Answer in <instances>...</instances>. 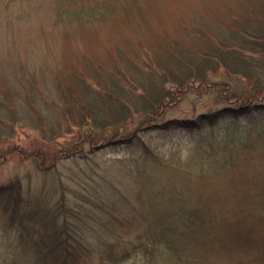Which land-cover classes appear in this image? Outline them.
Here are the masks:
<instances>
[{"label":"trees","instance_id":"1","mask_svg":"<svg viewBox=\"0 0 264 264\" xmlns=\"http://www.w3.org/2000/svg\"><path fill=\"white\" fill-rule=\"evenodd\" d=\"M139 1L3 4L11 23L34 11L58 39L122 7L143 16ZM233 3L224 16L197 13L145 50L127 43L67 73L48 55L28 65L11 59V68L0 59V139L37 133L44 160L46 143L73 136L40 165L41 183L31 174L28 184L16 176L0 185V264H122L138 251L156 255L155 264H264V121L249 114L264 112V0ZM2 33L12 32H1L0 49L18 42ZM219 70L246 82H216L225 106L166 117ZM177 127L190 139L165 152L143 137ZM103 151L111 155L99 158Z\"/></svg>","mask_w":264,"mask_h":264},{"label":"rangeland","instance_id":"2","mask_svg":"<svg viewBox=\"0 0 264 264\" xmlns=\"http://www.w3.org/2000/svg\"><path fill=\"white\" fill-rule=\"evenodd\" d=\"M16 1L0 0V35L1 32L10 31L12 32L10 36L18 41L13 42L12 45L6 42L4 47L0 49V53L3 52L0 59L2 58L5 61L3 63L6 67L11 68L16 66L8 65V61L11 59L14 62L23 60L22 62L28 65L30 62L39 63L48 55L51 58L52 67L56 70L62 69L63 73H67L72 65L76 66L78 64L79 66L82 57H88L94 61H105L110 56L115 55L117 46L123 49L128 47L127 43L133 45L139 51L145 50L143 48L150 47L152 39L158 34L173 35L176 34L179 25L182 26L185 22H195L196 20L193 18L196 17L197 13L204 16L209 14L211 16L218 14L224 16L227 11L223 4L233 3V0H225L224 2L223 0H138L143 16L137 13L133 7L132 11L127 12L122 7L104 22H86L85 25L77 24L76 27L71 25L70 30H66V32H64L65 28L61 27L64 32L61 35L62 38L56 39V33L48 32V30H51L50 24L47 22L41 23L42 20L34 11L24 18H17L13 15L14 19L17 18L16 23L8 21L5 5L7 3L8 5L17 4ZM3 2L6 4L4 5ZM3 11L2 15L1 12ZM2 35L8 36L4 33ZM47 43L50 46L45 47ZM23 65L22 68H30L25 64ZM33 68L38 70L39 65L34 64L31 69ZM208 80L211 81V84L203 88L202 92L195 85L196 87L188 89L183 96H180L179 102L168 111L166 117L197 119V115L202 112L225 106L226 103L220 101L221 89L216 82H228L231 87L246 84L244 79L229 76L223 70L210 73ZM249 114L255 120L264 121V112L261 114L249 109ZM246 116H240L239 121L245 122L248 117ZM179 129L177 127L163 132V128H155L150 132H146L143 137L151 143V146L165 152L174 149L176 141L190 139L189 134H183L182 138H179L181 137L180 133H183ZM36 135L37 133L26 130L19 131L13 138L0 139V185L16 176L21 177L25 184H28L27 178L31 174L35 176L31 180L32 182L38 178L37 182L41 183L43 173L40 172V165L42 163L46 165L53 163L52 158L57 154L55 149L62 147V145L65 147L73 140V136L67 134L55 141L46 143L42 149L46 153V158L41 160L36 155ZM196 135L195 138L200 137ZM39 141L41 142V140ZM112 154L120 155L121 152H113ZM110 155L111 152L109 151L98 153L101 159ZM55 159L59 158L56 156ZM101 159H97L95 162L98 163ZM58 165L61 164L58 162ZM65 170L70 171L68 168ZM0 208H2L1 203ZM155 258L156 255L151 257L150 252L138 251L122 264H155Z\"/></svg>","mask_w":264,"mask_h":264}]
</instances>
